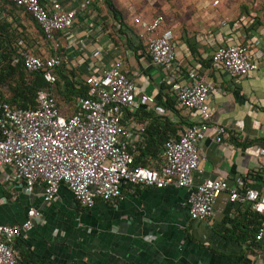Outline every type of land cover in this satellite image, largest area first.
Listing matches in <instances>:
<instances>
[{
	"label": "crops",
	"instance_id": "obj_1",
	"mask_svg": "<svg viewBox=\"0 0 264 264\" xmlns=\"http://www.w3.org/2000/svg\"><path fill=\"white\" fill-rule=\"evenodd\" d=\"M80 1L74 0L69 7ZM108 1L115 12L106 0H93L99 22L89 26L81 23L83 17L79 16L75 28L57 35L59 49L66 54L65 66L84 74L89 53L97 47L104 50V64L120 56L137 94L155 98L154 106L127 111L125 120L134 119L144 129L149 122L168 121L175 130L167 137L176 135L196 122L198 114L165 105L174 103L164 82L165 72L145 55V44L130 22L135 14L145 18L161 14L162 27L174 34L176 61L182 70L179 79L184 80L191 70L205 74L214 83L207 101L210 122L225 127L220 142L215 140L213 129L199 141L200 170L193 174L194 184L219 177L231 187L242 180L247 187L264 190L263 18L257 21L246 14L237 18L222 0ZM117 20L123 22L124 29L114 28ZM27 21L33 25L23 12L15 13L0 1L5 38L16 26L17 42L32 37L39 45L31 50L52 53V42L35 28H25ZM80 38L86 40L84 48L78 44ZM238 42L248 44L260 64L247 76L231 79L212 67L211 54L219 45ZM153 107L162 109L163 114L154 112ZM73 109L74 105L64 110L70 113ZM154 133L144 142L140 133L137 143L143 148L152 141L149 150L159 151L157 156H147L152 161L162 147ZM43 192L41 185L24 193L18 185L0 178V224L22 223L29 208L41 213L33 227L15 240L20 264H264V241L254 239L261 216L248 203L230 201L227 192L215 199L213 214L204 223L189 218L186 189L131 185L120 199L97 200L90 208L77 204L65 186L49 203L43 200Z\"/></svg>",
	"mask_w": 264,
	"mask_h": 264
},
{
	"label": "built area",
	"instance_id": "obj_2",
	"mask_svg": "<svg viewBox=\"0 0 264 264\" xmlns=\"http://www.w3.org/2000/svg\"><path fill=\"white\" fill-rule=\"evenodd\" d=\"M9 1L32 16L54 51L37 53L23 48L19 40L11 63L21 61L27 71L40 72L46 82L56 83V68L66 62L56 37L75 28L80 23L79 16L83 17L81 23L89 26L99 22L93 0H81L74 7H69L74 0ZM130 22L145 44V55L164 70L174 107L197 113L198 120L176 135H169L155 161L147 159L146 165L135 164L134 153L144 125L131 118L126 121V112L154 106L155 98L137 94L136 84L120 56L104 64V50L97 47L89 53V63L81 77L89 87L88 94L75 97L72 112L62 109L47 88L36 92L33 108L12 107L0 99V178L18 185L24 193L44 186L42 197L47 203L65 186L84 208L92 207L97 200L114 202L131 185L186 189L189 218L203 223L211 218L215 199L227 192L230 201L248 203L262 216L254 239L264 241L263 189L247 187L242 180L231 187L219 177L193 182V174L200 170L199 141L209 129L214 130L217 142L225 133L224 126L210 122L207 101L214 83L205 74L191 70L184 80L179 79L182 70L176 61L174 34L170 28L162 27L161 14L151 18L135 14ZM114 24L116 30L125 27L121 20ZM85 42L83 38L78 40L80 48L85 47ZM211 64L235 79L257 70L260 62L248 44L238 42L219 45L211 54ZM153 110L163 114L158 107ZM36 218H41L40 211L29 208L22 223L0 224V264H20L15 240L33 227Z\"/></svg>",
	"mask_w": 264,
	"mask_h": 264
},
{
	"label": "trees",
	"instance_id": "obj_3",
	"mask_svg": "<svg viewBox=\"0 0 264 264\" xmlns=\"http://www.w3.org/2000/svg\"><path fill=\"white\" fill-rule=\"evenodd\" d=\"M0 1H2L4 4L10 5L15 13L16 10L23 12L26 18L32 21V24L38 34L44 37V34L36 21L22 7L17 6L9 0ZM106 4L108 8L112 10V12H115V9L113 8V5L110 1L106 0ZM16 31L17 29L14 28L13 33L10 35L7 33L6 35L8 37L5 38V26L0 25V99L8 102L12 107L33 108L35 106L36 92L39 89L47 88L52 91V93L54 92L53 95L55 96L56 88L59 93L65 94V100L72 101L73 104L75 97L80 95L85 96L88 94L89 87L84 84L83 80L81 79V75L83 74L82 70L78 72V70L75 71L69 69L65 66V64H62L61 66L56 68V74L58 76L56 83L51 85L44 80L40 72L27 71L21 61L17 62L16 64H12V55L16 53V48L13 44V38H15V36L17 38L19 35V33ZM53 52L54 51H52V53ZM167 101L169 102V100ZM57 103L59 106L62 105L58 101ZM72 105L66 106L68 108H71ZM165 105L171 108L174 107V103H165ZM153 124L155 126H152ZM174 130L175 128L168 121H163L162 123L157 121L149 122L142 133L143 142L145 141L144 139L146 136L150 137L155 132L154 134H157L158 137V144L163 145L169 132H173ZM152 146V141H149L147 143V146L143 148L138 145L137 152L134 153V163L137 165H146V163L148 162L147 156H157L159 151L153 152L149 150V148ZM261 219L263 220L262 216Z\"/></svg>",
	"mask_w": 264,
	"mask_h": 264
},
{
	"label": "rangeland",
	"instance_id": "obj_4",
	"mask_svg": "<svg viewBox=\"0 0 264 264\" xmlns=\"http://www.w3.org/2000/svg\"><path fill=\"white\" fill-rule=\"evenodd\" d=\"M223 3H226L225 6H228L230 9L231 14L233 13L235 17L239 18L240 15H247L248 17L256 19L263 18L264 20V0H222ZM225 7L224 5H222ZM257 20V21H258ZM27 27L25 28H34L33 25H30L28 21L25 23ZM19 27V26H18ZM16 28V26H15ZM36 30V29H35ZM38 33V32H37ZM20 38V37H19ZM18 37L13 38V44L14 47L18 48L17 40ZM34 45H39L35 42V38L32 37H26L23 39V48L25 49H33ZM38 47V46H35ZM47 47V46H45ZM33 51H36L35 49ZM58 88V87H57ZM54 93V92H53ZM55 96L57 101L60 102L62 105V109H65V107L72 105V101H67L66 96L64 93H59L58 90L55 88ZM67 105V106H66Z\"/></svg>",
	"mask_w": 264,
	"mask_h": 264
}]
</instances>
